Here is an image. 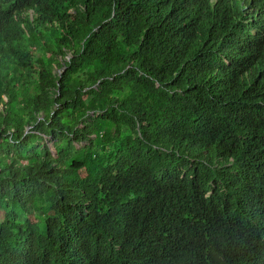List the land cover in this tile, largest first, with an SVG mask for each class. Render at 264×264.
<instances>
[{"label": "trees", "instance_id": "16d2710c", "mask_svg": "<svg viewBox=\"0 0 264 264\" xmlns=\"http://www.w3.org/2000/svg\"><path fill=\"white\" fill-rule=\"evenodd\" d=\"M0 264H264V0H0Z\"/></svg>", "mask_w": 264, "mask_h": 264}, {"label": "rangeland", "instance_id": "374dc122", "mask_svg": "<svg viewBox=\"0 0 264 264\" xmlns=\"http://www.w3.org/2000/svg\"><path fill=\"white\" fill-rule=\"evenodd\" d=\"M2 217H3V213H0V220L2 219Z\"/></svg>", "mask_w": 264, "mask_h": 264}]
</instances>
